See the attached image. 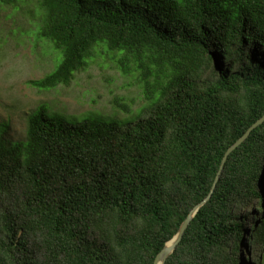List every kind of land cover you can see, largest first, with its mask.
I'll return each instance as SVG.
<instances>
[{"label":"trees","instance_id":"obj_1","mask_svg":"<svg viewBox=\"0 0 264 264\" xmlns=\"http://www.w3.org/2000/svg\"><path fill=\"white\" fill-rule=\"evenodd\" d=\"M38 5V37L60 57L33 85L68 84L103 45L122 73H136L145 99H160L127 126L40 108L24 140L0 138V264H153L227 148L264 114V0ZM263 257L264 121L228 155L164 264Z\"/></svg>","mask_w":264,"mask_h":264},{"label":"rangeland","instance_id":"obj_2","mask_svg":"<svg viewBox=\"0 0 264 264\" xmlns=\"http://www.w3.org/2000/svg\"><path fill=\"white\" fill-rule=\"evenodd\" d=\"M39 14L38 0L0 3V138L9 143L24 140L28 117L40 108L58 120L96 118L124 126L152 113L159 94L145 99L136 73H122L117 54L103 45L95 47L88 65L75 71L68 84L49 89L33 85L60 57L49 41L38 37ZM114 100L129 110L118 108Z\"/></svg>","mask_w":264,"mask_h":264},{"label":"water","instance_id":"obj_3","mask_svg":"<svg viewBox=\"0 0 264 264\" xmlns=\"http://www.w3.org/2000/svg\"><path fill=\"white\" fill-rule=\"evenodd\" d=\"M264 121V114L257 120L255 121L253 124H251L247 130L232 144L230 145L226 152L223 155L221 164L219 166L218 172L215 176V179L213 181V184L208 192V194L197 204H195V206L190 210V212L187 214V216L185 217V219L181 222V224L179 225L177 232L172 236V238L170 240H168L164 246L162 247V249L156 254L155 259L153 261V264H164L167 257L169 255H171L175 249V247L177 246V244L181 241L182 236L184 231L186 230V228L188 227L189 223L192 221V219L194 218V216L197 214V212L199 211V209L211 198L212 193L215 189V186L219 180V176L222 172L223 166L228 158V155L235 149L237 148L251 133V131L259 126L262 122Z\"/></svg>","mask_w":264,"mask_h":264}]
</instances>
